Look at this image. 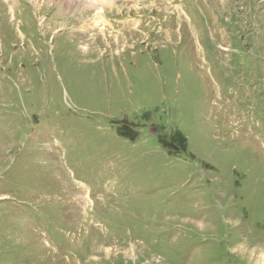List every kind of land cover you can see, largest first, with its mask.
Masks as SVG:
<instances>
[{"label": "rangeland", "instance_id": "1", "mask_svg": "<svg viewBox=\"0 0 264 264\" xmlns=\"http://www.w3.org/2000/svg\"><path fill=\"white\" fill-rule=\"evenodd\" d=\"M14 1L0 264H264V0L188 2L189 20L160 0Z\"/></svg>", "mask_w": 264, "mask_h": 264}, {"label": "bare ground", "instance_id": "2", "mask_svg": "<svg viewBox=\"0 0 264 264\" xmlns=\"http://www.w3.org/2000/svg\"><path fill=\"white\" fill-rule=\"evenodd\" d=\"M33 1H35L36 3L38 2V0H33ZM44 1L45 2H51L52 1V3H54L56 8L58 9L59 14H65L66 12H68L70 10V8H74V7L75 8L76 7H83V8L89 7V8H93V9L96 8V1L95 0H44ZM99 1L102 2L103 0H99ZM102 10L99 9L97 12H94V16L98 15L101 17L102 16L101 15ZM94 23H95L96 27H98V23H97L96 19L94 20ZM93 24H92V26H93ZM86 26H91V25H86ZM262 256L264 258V255H262Z\"/></svg>", "mask_w": 264, "mask_h": 264}]
</instances>
